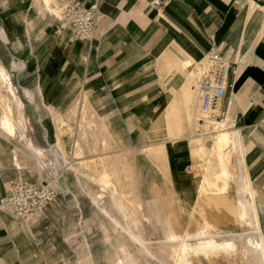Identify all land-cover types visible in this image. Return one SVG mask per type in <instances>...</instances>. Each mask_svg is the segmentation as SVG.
Returning <instances> with one entry per match:
<instances>
[{
	"label": "crops",
	"instance_id": "1",
	"mask_svg": "<svg viewBox=\"0 0 264 264\" xmlns=\"http://www.w3.org/2000/svg\"><path fill=\"white\" fill-rule=\"evenodd\" d=\"M69 1L60 0V3L68 4ZM83 2L96 8L99 14L96 34L90 42L75 41L69 30L60 29L59 20L47 17V8L37 0L2 27L3 35L9 38H15L12 29L20 25L30 34L36 30L41 32L45 54L38 57L36 67L39 70L35 78L45 107L53 113V108H57L53 98L66 81L69 86L65 98L73 105L93 110L100 121L132 119L133 126L138 129L135 143L152 144L160 139H170L157 144L159 146L154 150L151 144L145 145L143 151L154 157L164 154L169 158L171 173L179 179L188 177L185 168L191 164L186 155L190 145L183 141L189 137L200 140L205 132L213 138L215 130L202 126L197 132L194 123L191 133H178L180 131L169 128L170 124L181 121L192 123L189 115L195 112V107L190 105L188 109L187 100L182 102L183 96L186 99L195 64L212 46H217L222 57L236 68L228 95L221 102L223 115L218 119L232 133L231 155L238 151L239 137L253 138L257 142L258 186L264 187V0H168L161 5L157 0ZM25 47L19 41L17 51ZM0 60L13 79L16 73H21L15 69L11 54H3ZM187 61H192L194 66L186 68ZM21 80L23 84L25 79ZM193 92L191 89L196 105L198 96L195 97ZM171 108L177 111L174 117ZM227 114L231 128L225 120ZM83 121H86L85 117ZM75 142L74 160L77 163L71 168L77 179L81 182V177L95 180L93 170L96 169H101L104 175V184L100 185L102 190L89 193L93 203V198H98V208L103 216H106L103 209L112 205L111 189L118 188L120 198L125 196L126 203L130 204L131 219L138 218L137 207L141 203L136 198L126 160L120 157L106 161L83 159V148L79 141V146ZM209 145H200L194 154L204 158L210 150ZM41 149L45 153V149ZM14 153L12 161L17 168ZM10 158L9 148L0 150V198L15 177L12 174L16 169ZM245 169L251 171L250 166H244ZM245 181L256 193L255 204L264 234V204L259 203L264 199H258L257 190L247 178ZM127 184L129 191L125 190ZM103 195L109 199V204L104 203ZM111 212L119 213L121 217L116 208ZM41 222L42 213L22 221L0 212V264H33L39 259L40 247L36 246L35 237Z\"/></svg>",
	"mask_w": 264,
	"mask_h": 264
},
{
	"label": "rangeland",
	"instance_id": "2",
	"mask_svg": "<svg viewBox=\"0 0 264 264\" xmlns=\"http://www.w3.org/2000/svg\"><path fill=\"white\" fill-rule=\"evenodd\" d=\"M32 3L33 0H0V56L11 54L15 69L21 70V73L15 74L13 81L25 103V114L29 119L28 137L37 147L45 149V155L37 159L24 148L22 142L14 140L10 144L1 136L0 150L3 148L10 150V163L16 169V172L13 171L12 175L15 174V177L12 180L52 182L57 190L55 201L42 212V222L36 231L35 241L42 240L43 245L38 249L39 259L33 264H115L118 252L125 243V238L115 223L109 217L103 216L89 196V193H98L102 190L100 185L104 184V175L101 169L93 170L95 180L88 181L81 177V182L71 168L77 163V160H74L75 141H79L83 148L81 152L83 159L106 161L120 157L126 160L136 198L145 209L144 214L147 217L143 219L144 223L153 226L150 229L152 236H149L152 239L148 241L153 256L146 260L138 253L140 264H161L160 261L164 259L161 243L168 225L177 233L189 230L191 234L197 233L204 227L205 222L210 223L212 229L222 231H234L240 234L247 230L253 231L254 226L237 222L230 208L235 206L239 199L248 200V195L242 191V184L246 178L257 190L258 199H264V187L258 186L257 142L253 138L249 140L239 137L238 151L231 155L228 163L230 176H234L230 177L229 192L226 194L229 201L227 204L226 202L222 204L218 200L221 196L209 186L206 187L209 193L197 195L198 184L204 175L207 174L209 181H215L216 173L219 171L217 153L213 155L208 171L205 167L206 159L198 158L194 154V150L200 145L207 146L211 143V134L205 132L200 140L189 137L183 141L186 145H190V151L186 155L194 165V172L188 177L179 179L170 172L168 157L164 154L156 157L148 156L147 152L143 151L144 146L151 143H135L138 129L133 126L132 119L124 122L119 119L116 122L100 121L93 110L88 111L85 106L73 105L70 99L65 98L68 91L66 87L69 86L66 81L53 98L57 108H53L51 113L44 105L35 78L39 70L36 67L39 63L38 57L45 54L41 32L36 30L30 34L17 24L19 28L12 29L15 38H9L2 33L5 22L11 18L15 19L21 12L30 8ZM49 19L55 18L49 17ZM60 24L59 21V26ZM19 41L26 47L17 51ZM21 79H25L23 84ZM195 82L196 79L191 78L189 90H194L193 93L197 97ZM1 89L6 96L5 88ZM185 100L183 96L182 102L185 103ZM190 105L195 107L196 118L203 115L200 113L198 103L195 105V100L191 101ZM1 113L0 106V116ZM83 117L86 121H83ZM109 118L115 119V117ZM223 119L224 117L221 118ZM225 120L231 128L228 114ZM193 125L189 121H181L178 124H170L169 129L180 131L178 133H191ZM166 140L170 139L152 142L151 148L154 150L159 146L157 144ZM15 150L19 153L21 170H18L12 161ZM244 166L246 168L250 166L251 171L244 170ZM125 190H130L128 184L125 185ZM103 201L109 204V199L104 195ZM259 203L264 204V202ZM114 214L120 216L119 213ZM237 246L239 254L236 256L222 257L213 261L195 260L193 264H256L251 256L242 254L241 241H237ZM165 261L171 264L167 258Z\"/></svg>",
	"mask_w": 264,
	"mask_h": 264
},
{
	"label": "bare ground",
	"instance_id": "3",
	"mask_svg": "<svg viewBox=\"0 0 264 264\" xmlns=\"http://www.w3.org/2000/svg\"><path fill=\"white\" fill-rule=\"evenodd\" d=\"M39 2L42 3L44 8H47L45 13L50 18L59 20L61 22L60 28L69 30L72 35V30L64 19V9L70 2L67 5L66 3H60V0H37V3ZM64 5L66 6L64 7ZM193 66L194 63L192 61H187L185 64L186 68H192ZM1 88H5V92L7 93L6 96L3 94V89ZM190 90L188 88L186 92V103L188 109L190 108V102L193 99V94ZM222 101H220L213 110L203 113L201 117L196 118V114L194 112L189 115V118L190 121L195 124L197 132H200L202 126H205L206 129L215 130V136H213L209 145L210 150L204 157L206 159V171H208V169L211 167L212 158L215 153H217L219 165V171L216 173L215 181H209L207 174L205 173L204 177L201 179V182L197 180L200 182L198 184L197 194L198 196H201L203 194L209 193L206 190V187L209 186L214 188V191L218 193V196H221V198L218 199L219 202H222V204L226 202L227 204L229 200L226 194L229 192V180L231 177L229 170L230 165L228 166V163L231 158L230 149L233 147L234 141L232 133L226 129V124L220 122L218 119L223 115L221 104ZM0 106L2 109L0 116V134L3 135L10 144L13 143L14 140H18L25 144L26 148L31 150L37 156V158H43L45 155L44 151L41 148L36 147L34 142L28 137L29 119L25 114V103L14 84L11 73L7 70L1 60ZM176 113L177 111L174 108H171V116L174 117ZM75 145L79 146V142H75ZM14 157L17 168L21 169L17 151H15ZM192 168V172L185 173L187 175L192 174L194 172V165ZM24 181L32 184L45 183L44 181ZM242 185V191L246 193L249 198L245 201L239 199L237 201L238 203L230 208V212L237 222L249 226L252 225L255 227V230H247L240 234L234 231H222L215 228L212 229V225L208 222H205L204 227H202L195 234L189 233V230H186L185 233L179 234L168 229L172 227H169L168 225V231L166 230L165 238L161 243V249L164 253V259L160 261L161 264H168V262L165 261V258H167L171 264H193V261L195 260L199 262L201 260L213 261L215 259H221L222 257L236 256L239 254L237 241H241L243 243L242 254L244 256H251L254 259L252 260L256 262V264H264V234L262 233L260 214L255 204L256 193L251 189V186L248 182L245 181ZM110 196L112 199V205L108 209H103L104 213L115 223V226L120 230L122 236L125 238V243L118 252V257L115 264H140L138 253H140L143 258H146V260H149L153 256V251H150L151 247L149 246L150 243L148 242L150 239H152L149 236H152V230L150 229L153 226L144 223V218H146V215L143 213L144 206L139 204L137 207L139 217H133L131 219V212L128 208L129 203H126L125 196L122 195L120 198V192L118 188H112L110 191ZM93 200L95 205L100 207L98 198H93ZM113 208H116L120 212V218L114 216V214L111 212ZM1 213L8 215L4 212ZM192 214L194 215V212ZM8 216L11 217L10 215ZM133 216H135V213ZM32 218L19 220L29 221ZM153 232L155 233V231ZM147 242L149 243L148 245ZM36 246L41 247L37 245V242Z\"/></svg>",
	"mask_w": 264,
	"mask_h": 264
},
{
	"label": "built area",
	"instance_id": "4",
	"mask_svg": "<svg viewBox=\"0 0 264 264\" xmlns=\"http://www.w3.org/2000/svg\"><path fill=\"white\" fill-rule=\"evenodd\" d=\"M167 1L157 0V4ZM64 19L69 24L75 41L90 42L94 39L99 21L96 8L88 7L81 0H73L64 9ZM194 71L198 106L202 113H207L228 95L236 68L222 57L217 46H212L196 64ZM192 167V164L188 165L185 172H192ZM56 197L57 190L52 182L32 184L15 179L10 182L6 194L0 198V211L26 220L45 211ZM37 245L42 246L43 241H37Z\"/></svg>",
	"mask_w": 264,
	"mask_h": 264
}]
</instances>
